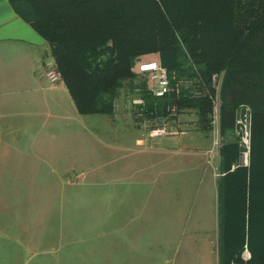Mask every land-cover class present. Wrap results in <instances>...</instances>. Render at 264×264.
<instances>
[{
    "label": "trees",
    "instance_id": "obj_1",
    "mask_svg": "<svg viewBox=\"0 0 264 264\" xmlns=\"http://www.w3.org/2000/svg\"><path fill=\"white\" fill-rule=\"evenodd\" d=\"M9 1L51 45L81 114L112 115L125 84L139 87L146 110L157 106L165 115L168 100L155 105L146 82L134 83L135 62L145 54L160 52L169 72L209 87L214 74L222 75L220 264H264V0ZM174 102L196 113L200 130H212L209 96L183 91ZM241 104L253 111L251 165L231 170L241 154L235 137Z\"/></svg>",
    "mask_w": 264,
    "mask_h": 264
},
{
    "label": "rangeland",
    "instance_id": "obj_2",
    "mask_svg": "<svg viewBox=\"0 0 264 264\" xmlns=\"http://www.w3.org/2000/svg\"><path fill=\"white\" fill-rule=\"evenodd\" d=\"M155 54L160 56L156 52L139 58ZM143 82L147 88L146 78L138 76L134 81L137 85ZM139 92V87L124 84L112 115L90 114L85 115L86 120L81 117L87 133L80 128L76 140L74 130L73 136L68 131L57 140L70 138L77 144L48 147V154L39 160L44 176L28 178L24 172L31 173L33 163L38 161L18 157L15 151L10 152L9 163L0 164V170L9 169L22 176L1 180L21 188L13 194H4L0 189V219L72 218L78 222L77 227L72 224L67 228L76 237L77 256L72 258L66 253L62 260H39L40 264H206L205 254H200L201 235L194 233L193 226L195 219L200 218V211L194 206L195 189L200 184L193 181L188 184L189 174L182 170L183 159L179 154H169L166 160H160L152 143L164 138L175 141L173 148L181 150L186 141L193 144L191 149H205L210 142L208 149H217L218 133L214 127L210 132L200 130L196 113L190 109L180 111L178 103H173L178 107L175 120L165 119L155 107L146 110L149 100L140 97ZM176 120L187 130L177 129ZM108 123L110 128L104 126ZM163 123L169 124L166 127L169 132L178 133L150 136L149 130ZM184 132L185 135H179ZM138 138L143 142L138 143ZM105 141L120 142L122 147L112 150L121 155L103 147ZM240 148L242 153L245 147ZM240 161L241 154L237 163ZM209 167L217 180L219 169Z\"/></svg>",
    "mask_w": 264,
    "mask_h": 264
},
{
    "label": "crops",
    "instance_id": "obj_3",
    "mask_svg": "<svg viewBox=\"0 0 264 264\" xmlns=\"http://www.w3.org/2000/svg\"><path fill=\"white\" fill-rule=\"evenodd\" d=\"M53 61L49 42L16 13L9 0H0V164L9 163L12 160L10 152L14 151L18 157H31L38 162L33 163L31 173L24 172L28 173L25 174L28 178L44 176L41 175L43 165L39 160L48 154V147L77 144L69 141L70 138L68 141L57 140L58 138H63L68 131H72L73 136L74 130L77 140L80 128L84 134L88 131L81 117L86 120L88 118L85 115L90 114L79 112L63 81H48L45 70ZM175 122L177 129L184 128L179 126L177 120ZM104 126L111 127L109 123ZM231 138L234 136L229 137V140ZM142 140L138 138L137 142L141 143ZM209 143L205 149H191L193 144L186 141V144H180L183 148L179 150L173 148L175 141L162 138V141L152 143V147L159 152L160 160H166L169 154H179L183 159L182 170L189 174L186 179L188 184L191 181L200 184L195 189L197 202L194 206L197 205L200 218L193 223L196 229L194 233L201 235L203 244L200 254H205L206 264H220L219 182L224 174L220 170L222 146L217 149L211 146L212 149H208ZM118 146L122 147L120 142L103 143V147L121 155L112 150ZM109 155L104 153V156ZM17 160L18 158L14 159V162ZM250 165L251 161L247 167ZM209 166L219 169L217 180ZM234 169L232 165L231 170ZM19 177L22 176L16 175L12 170H0L1 192L15 193V189L21 188L19 185L1 180ZM189 208L190 206L188 210ZM194 214L196 215V210ZM191 222L192 219L189 224ZM77 223L72 218L43 221L0 219V264H40L39 260H62L66 253H70L72 258L76 257L78 243L73 230L68 232L67 228L72 227V224L77 227ZM196 224L200 227L196 228ZM214 244H217V248H214Z\"/></svg>",
    "mask_w": 264,
    "mask_h": 264
},
{
    "label": "built area",
    "instance_id": "obj_4",
    "mask_svg": "<svg viewBox=\"0 0 264 264\" xmlns=\"http://www.w3.org/2000/svg\"><path fill=\"white\" fill-rule=\"evenodd\" d=\"M134 71L147 79V89L149 93L154 96L156 102H165L168 100L166 108L161 109L165 111L163 117L166 119H174L178 115V107L173 105L174 99L180 97L184 91L186 95L192 98H201L209 96L213 101L212 116V131L213 127L216 133H218V139L216 144L220 147L224 143V138L221 135L220 128V109H221V85L222 75L214 74L211 79V87L202 80V78H190L188 76H178L175 71L169 72V70L162 64L161 57L155 54L154 57H143L136 60L134 65ZM45 75L50 83H57L62 80L61 71L58 68L56 62H51L47 65ZM215 91L212 93L211 89ZM174 98V99H173ZM143 102L142 99H139ZM156 110L158 107L156 106ZM167 123H163L161 126L152 127L149 130L150 136L155 137L157 135H169L176 132H169L166 127ZM252 134H253V111L250 105L241 104L237 110L235 121V137L240 139V145L245 147V150L241 153L240 163L234 164L233 168L239 165L249 166L250 151L252 146ZM239 141V140H238ZM251 257L248 249L245 250L243 258L245 260Z\"/></svg>",
    "mask_w": 264,
    "mask_h": 264
}]
</instances>
